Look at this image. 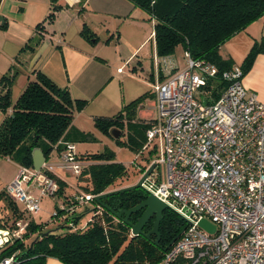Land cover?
Instances as JSON below:
<instances>
[{
	"label": "trees",
	"instance_id": "obj_1",
	"mask_svg": "<svg viewBox=\"0 0 264 264\" xmlns=\"http://www.w3.org/2000/svg\"><path fill=\"white\" fill-rule=\"evenodd\" d=\"M141 9L148 18L154 20V43L158 56L174 53L181 46L193 58L205 59L215 64L220 71L230 69L234 63L219 54L220 46L231 36L243 29L251 21L264 15V0H129ZM51 11L37 24L33 35L25 47L34 51L43 41L45 22H53L55 11L61 8L57 0H50ZM80 35L92 40L88 27ZM108 40V39H107ZM264 47V38L255 42L240 67L245 74L254 58ZM35 78L29 80L26 87L13 103L11 87L15 73L10 70L0 77V155L17 157L18 164L32 166L31 151L40 147L46 156L54 149L60 152L64 142L74 143L90 139V134L72 126L74 112L81 111L87 100L73 98L67 87L59 86L40 70L34 71ZM162 78V77H161ZM160 78V79H161ZM213 94L216 96L223 83H216ZM146 97L142 94L122 107L113 115L93 116L94 125L104 134L112 136L116 129L124 133L127 125V140L114 138L117 144H127L137 154L146 143V129L154 119L139 118L136 108ZM132 129L130 130V128ZM138 151V152H137ZM113 153L104 150L95 153L80 154L86 159L85 167L79 177L86 176V182L79 183L84 194H90L95 204L88 210H69L73 204V195L65 196L64 208L58 209V216L64 215L55 227L43 230L42 225L33 219L28 224L22 238L15 239L0 253L1 257L15 253L14 264H45L48 257H55L64 264H155L164 255L166 247L186 227V221L173 209H164L161 215L158 233L147 238L144 234L152 229L154 217L144 225V234L133 235L130 224L141 216L143 209L132 213L128 222L125 214L115 216L120 210H127L147 197L144 187H135L116 194H110L96 201L95 197L132 186L115 188L118 178L126 173V167L114 161ZM57 196L64 194L65 183L59 177ZM87 183V184H86ZM109 188V189H108ZM78 194V193H76ZM7 206L14 216L11 223L0 217V228L13 226V221L23 218L17 203L6 194ZM84 205V206H83ZM21 212V211H20ZM89 218L80 225L84 215Z\"/></svg>",
	"mask_w": 264,
	"mask_h": 264
},
{
	"label": "built area",
	"instance_id": "obj_2",
	"mask_svg": "<svg viewBox=\"0 0 264 264\" xmlns=\"http://www.w3.org/2000/svg\"><path fill=\"white\" fill-rule=\"evenodd\" d=\"M183 58L180 65L170 55L157 57L158 113L146 129L143 149L156 148L158 140L161 153L149 166H137L143 175L154 166L143 181L147 195L186 221L155 264H264V102L245 88L239 65L220 71L188 51ZM219 81L223 85L214 96ZM85 164L75 144L64 142L56 164L19 165L6 193L27 213L37 214L41 198L58 191L56 170L79 175ZM159 165L165 181L145 185ZM91 198L75 194L69 210ZM201 219L214 225L213 232L199 226ZM13 222L0 228V253L25 233L28 220ZM15 253L0 256V264H14Z\"/></svg>",
	"mask_w": 264,
	"mask_h": 264
},
{
	"label": "crops",
	"instance_id": "obj_3",
	"mask_svg": "<svg viewBox=\"0 0 264 264\" xmlns=\"http://www.w3.org/2000/svg\"><path fill=\"white\" fill-rule=\"evenodd\" d=\"M57 4L65 7L57 13L52 24H45L46 32L43 41L34 51H31L25 46L29 39L35 35L37 24L42 22L51 11L50 0H0V77L9 70L16 74L11 87V93L15 88L17 89L16 96L12 100L13 103L22 93L28 81L35 78L34 71L37 70L46 74L59 86L67 87L73 98L88 100L95 98L97 93H103L102 98H105L107 94L116 93L115 85L110 86L106 92L101 91L103 80L107 78V83L113 81L116 73L107 69V73L105 72L102 77L106 68H101L103 69L101 74L99 69L102 65L101 61L106 59L99 57L95 52L93 53L87 39L80 35V31L84 23L94 32L98 24H103L107 15L119 17L124 14V10L133 12L140 9L129 0H57ZM69 28L74 30L73 36L78 37L76 38L78 45L71 42L72 39L68 36ZM109 30L107 27L106 31L110 32ZM262 38H264V15L251 21L226 40L220 46L219 54L222 58L231 59L234 65L240 66L252 45ZM183 54L184 50L181 55L173 53L170 56L178 64L183 65ZM161 77L162 75L159 74V80ZM242 83L248 91L255 92L257 98L264 102V47L256 55L248 71L243 74ZM124 103L121 102L119 109ZM79 114V111L74 112L72 126L85 132L76 123ZM95 115L107 114L94 113L91 115L92 120ZM137 116L146 118L143 116L142 107L137 110ZM2 118L3 114L0 112V121ZM153 118L155 117L147 119ZM37 148L45 160L53 164L58 162L59 152L57 150L54 149L45 156L42 149ZM33 153L32 149V165L34 162ZM56 174L61 180H64L62 176L64 171L57 169ZM65 174L69 173L65 172ZM14 175L11 176L9 182ZM45 264L64 263L58 258L48 257Z\"/></svg>",
	"mask_w": 264,
	"mask_h": 264
},
{
	"label": "rangeland",
	"instance_id": "obj_4",
	"mask_svg": "<svg viewBox=\"0 0 264 264\" xmlns=\"http://www.w3.org/2000/svg\"><path fill=\"white\" fill-rule=\"evenodd\" d=\"M64 7L61 6L59 10L55 11L53 22L56 19L57 13ZM140 10L137 9L133 12L124 10V14L119 17L107 15V18L103 20L104 26H102L103 24H98L94 31L95 33L86 23L82 27H88L91 34H95L92 40H87L93 53L95 52L99 57L106 59L105 61H101L102 65L99 69L101 74L103 73V69L101 68H106L102 77H104L105 72L107 73V69L113 70L116 73L113 81L111 80L107 83V78L103 80L101 91L106 92L110 86L115 85L114 91L116 90V93L107 94L105 98H102L103 93H97L98 95L96 94L95 98L87 100L85 107L82 109L83 111H79L80 114L77 117L76 123L86 133L90 134V139L76 142V151L78 155L104 150L111 151L114 155V161L121 162L126 167V173L121 178H118L113 185L115 188L136 184L143 176L142 171L137 166H149L152 160L157 158L161 153V143L158 140L156 141V148L153 149L152 145L147 149H142L139 154L127 144H117L114 136L102 133L94 125L91 116L94 113L107 114L108 116L113 115L118 111L121 102L128 103L142 94H146V97L136 110L142 107L143 116L146 119L157 116L158 110L156 106L154 107L153 86L159 81V70L156 63L158 54L156 53L154 39H152L154 21ZM53 22L49 23L46 20L45 24L50 25ZM107 27L110 29V32L106 31ZM73 32L74 30L69 28L68 36L72 39L71 42L73 44L78 45L76 40L78 37L73 36ZM107 33L109 34L107 35ZM182 52L183 50L180 46L174 50V53L177 55H181ZM117 67H120V70ZM16 92L17 89L15 88L11 93L12 100H14ZM196 98L199 99L197 95ZM124 127V133L122 134V131H119L118 137L122 134L120 139L126 141L129 128L126 124H124ZM17 161V157H4L0 155V217H3V220L8 223L12 222L14 216L7 206L5 197L7 194L6 186L11 176L18 171L19 164ZM83 161L84 163H89L86 159H83ZM62 176L65 183L64 194L60 196H43L40 200V210L37 214L27 213L23 205L17 203V208L21 211L18 213L22 215L24 220L33 219L36 223L42 225L43 230H48L62 221L64 215H69L64 213L60 217H54V213H57L58 209L64 208L66 195L84 194L79 183V178L83 182H86L88 178L84 175L78 178V175L72 173L65 174V172ZM160 181H165V168L163 165H159L153 170L145 185L150 186L152 182L157 184ZM85 207L92 212L95 204L93 201L88 200L85 202ZM82 209V204L75 207V211L77 210V212H80ZM88 218L87 214L84 215L80 225H84Z\"/></svg>",
	"mask_w": 264,
	"mask_h": 264
},
{
	"label": "water",
	"instance_id": "obj_5",
	"mask_svg": "<svg viewBox=\"0 0 264 264\" xmlns=\"http://www.w3.org/2000/svg\"><path fill=\"white\" fill-rule=\"evenodd\" d=\"M118 133H119V130H116V129L112 130V134L115 138L118 137ZM33 150H34V153H33L34 162H33L32 166L34 169H38L41 166V164L45 161V158L42 155L41 151L37 147L33 148ZM35 151H36V154H35ZM153 167L154 166L152 165L136 184H134L132 186L125 187V188H121L119 190H115L112 192H107L104 195L95 197V200L100 201V199L106 195L116 194L119 192H123L125 190L133 189L135 187H143V181L151 173ZM140 209H143V212L134 224H130L131 232L133 235L144 234L142 231L144 225L148 222V220L150 218L154 217L152 229L144 235L147 238H149L151 235H156V239L154 242L157 243L159 240L158 228H159L161 215H162V212L164 209H169V206L166 203H164L163 201H161L160 199H158L155 195L148 193L147 197L142 202L136 204L135 206H133L127 210H120L119 212H116L115 216L117 218H120L122 216V213H124L125 217H124L123 221L128 222L129 216L132 213H134ZM199 226L206 229L209 232H213V230H214V225L211 224L210 222H208L206 219H201L199 221ZM176 238H174L171 241V243L166 247V249L172 244V242Z\"/></svg>",
	"mask_w": 264,
	"mask_h": 264
}]
</instances>
